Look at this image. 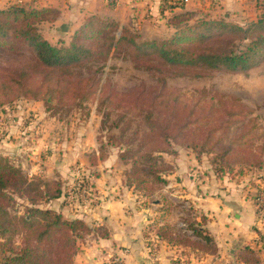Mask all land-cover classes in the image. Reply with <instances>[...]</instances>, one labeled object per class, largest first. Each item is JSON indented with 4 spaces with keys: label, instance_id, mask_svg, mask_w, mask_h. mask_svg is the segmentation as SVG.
<instances>
[{
    "label": "rangeland",
    "instance_id": "1",
    "mask_svg": "<svg viewBox=\"0 0 264 264\" xmlns=\"http://www.w3.org/2000/svg\"><path fill=\"white\" fill-rule=\"evenodd\" d=\"M244 2L245 8L217 17L247 24L256 18L257 0ZM162 17L138 25L117 24L115 32L132 36L136 42L166 41L179 26L192 23L188 17ZM55 37L53 43H68L71 36L69 40L60 34ZM82 40L90 43V38ZM128 48L123 42L98 69L87 64L52 69L39 64L30 49L13 37L7 47L0 45V156L9 157L26 179L22 191L12 194L13 211L24 213L32 201L47 208L58 189L64 197L55 202L73 205L67 196L75 183L74 175L68 189L62 188L67 179L29 173V149L23 147L33 138L43 139L44 143L38 142L39 152L47 159L61 154L58 145L74 138L77 144H86L91 148L86 152L89 161L97 158L108 162L124 189L141 202L160 198L165 187L147 184L146 197L142 190L123 183L126 171L134 170L132 163L138 171L143 168L141 160L149 149L161 154L173 170L175 160L191 152L202 171L221 166L232 169L227 174L230 177L255 172L264 177V60L245 72L205 70L170 66ZM11 126L22 127V132L11 133ZM6 138L12 141L8 149L3 144ZM162 146L167 152L156 151ZM76 167L85 170L80 164L73 169ZM43 184L50 186L49 192L40 191ZM11 244L20 246L21 237H13Z\"/></svg>",
    "mask_w": 264,
    "mask_h": 264
},
{
    "label": "crops",
    "instance_id": "2",
    "mask_svg": "<svg viewBox=\"0 0 264 264\" xmlns=\"http://www.w3.org/2000/svg\"><path fill=\"white\" fill-rule=\"evenodd\" d=\"M15 1L0 0V8ZM21 1L46 9L41 28L43 36L51 43L56 34L69 40L84 19L92 14L115 19L120 25H138L163 18L162 15L167 13L161 8L166 0ZM171 2L175 3L174 0ZM183 3L184 6L176 7L175 11L189 12L194 18L225 16L246 7L244 0H184ZM256 10L257 16L259 10ZM9 130L17 135L16 132H22V127L11 126ZM7 138L3 142L4 149L12 144ZM42 140L30 139L23 147L29 149L26 155L32 159H29L30 174L34 171L42 177L67 179L68 184L66 182L64 186L63 183L62 188L69 189L74 175L71 170L76 164L88 172L90 169L96 172V176L90 177L98 196L92 204H53L67 218L81 217L92 229L78 242L74 264H116L115 259L118 264H264V229L259 230L256 224L257 204L264 197L261 172L233 177L216 175L211 170L202 171L193 153L187 152L175 160L176 166L167 176L168 183L161 190L160 198L141 202L132 198L131 191L124 189L117 172L107 167L108 162L89 161L86 152L91 148L86 144H77L74 138L62 143L63 148L58 145L63 151L61 154L54 153L47 159L39 152L42 148L38 142ZM79 144L82 147H78ZM201 214L206 216L204 222ZM186 216H189L190 223L199 225L204 229L203 233L210 236L212 245L209 250L194 246L193 243L204 244L205 241L194 236L190 229L181 228ZM162 228L171 234L158 237L156 230ZM183 237H187V243L181 241Z\"/></svg>",
    "mask_w": 264,
    "mask_h": 264
},
{
    "label": "trees",
    "instance_id": "3",
    "mask_svg": "<svg viewBox=\"0 0 264 264\" xmlns=\"http://www.w3.org/2000/svg\"><path fill=\"white\" fill-rule=\"evenodd\" d=\"M171 1H164L161 7L162 11H167V19L188 17L192 23L179 26L170 40L136 42L132 36L116 34L115 26L120 24L117 20L92 14L71 34L68 43H51L43 36L40 28V23L46 19V9L16 0L5 8H0V45L7 47L13 37L30 49L39 64L52 69H70L86 64L91 68H101L123 42L135 54L155 56L170 66L245 72L264 60V0L256 2L259 10L256 19L244 25L225 17L203 15L194 18L189 12L177 13L175 8L183 7L184 0H174L176 4ZM83 37L90 38V43L83 41ZM153 151L146 150L140 171L132 163L134 170H127L123 179L124 185L137 191L142 190L146 197L149 195V190L145 188L147 184L153 182L166 185L167 176L174 171L161 154L156 155ZM156 151L167 152L163 146ZM219 168L213 169V173L227 175L232 170H223L221 166ZM82 171L83 182L90 192L92 204L98 196L89 177L96 176V172L89 174L83 169ZM25 184L22 170L9 157L0 156V253L3 255L0 257V264H74L78 242L92 229L81 217L65 219L53 206L56 199L64 197L61 196L59 186L57 195L47 208H40L38 203L32 201L25 207L24 213L13 211L12 194L22 191ZM27 185L32 186L30 183ZM39 188L42 193L50 191L47 184L40 185ZM166 203L167 201L164 204ZM205 217L201 214L202 222L206 220ZM181 223L182 229H190L194 236L205 241L204 244L193 243L194 246L204 250L211 248L210 236L204 234V229L199 225L190 223L189 216L184 217ZM162 229L156 230L158 237L161 234H171L170 231ZM13 237H21L22 244L13 246ZM181 241L187 243V237L181 238Z\"/></svg>",
    "mask_w": 264,
    "mask_h": 264
},
{
    "label": "built area",
    "instance_id": "4",
    "mask_svg": "<svg viewBox=\"0 0 264 264\" xmlns=\"http://www.w3.org/2000/svg\"><path fill=\"white\" fill-rule=\"evenodd\" d=\"M73 174L75 177V183L71 188V193L67 196L70 201L78 200L82 204L89 202L90 203V192L83 182L84 173L82 168L76 167L73 169ZM90 178V177H89ZM91 179V178H90ZM257 207V226L259 230L264 229V197L259 199ZM115 263L118 264V259H115Z\"/></svg>",
    "mask_w": 264,
    "mask_h": 264
}]
</instances>
